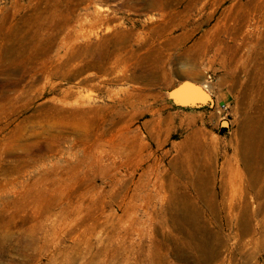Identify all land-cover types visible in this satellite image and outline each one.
I'll return each mask as SVG.
<instances>
[{"label": "rangeland", "instance_id": "1", "mask_svg": "<svg viewBox=\"0 0 264 264\" xmlns=\"http://www.w3.org/2000/svg\"><path fill=\"white\" fill-rule=\"evenodd\" d=\"M263 21L264 0H0V264H139L159 244L189 264L172 253L186 247L168 197L189 139L217 160L216 202L221 180L227 199L241 174L264 176V145L251 172L235 150L243 125L264 136ZM182 77L212 104L175 105ZM257 190L246 235L186 190L219 264H264Z\"/></svg>", "mask_w": 264, "mask_h": 264}, {"label": "bare ground", "instance_id": "2", "mask_svg": "<svg viewBox=\"0 0 264 264\" xmlns=\"http://www.w3.org/2000/svg\"><path fill=\"white\" fill-rule=\"evenodd\" d=\"M226 27L227 26H225V28ZM258 75L260 76V74ZM202 84L204 85L205 88H207V91H209V85L206 84L205 81L202 82ZM260 130L261 129H258V127L250 130L248 126L243 125L241 131L239 132L240 134L238 135V143L236 144L235 150L237 151L236 153L240 155L239 157H241L240 162L243 165L244 170L246 169L250 172L252 168H256L257 166L256 165L254 167L256 163L255 160L256 156L258 155L260 156L261 154V150H259L258 146L264 145V136H262ZM204 147L205 144H203L202 141H198V139L197 140H193L191 138L189 139V141L186 143V154L181 158H179L175 162V165L173 166V171L175 173L176 181L175 182L173 181L171 183V189L168 191L169 207L172 211L170 220L173 222L175 228L182 234L186 247V249H182L180 247L182 250L180 248L174 247L172 253L177 257V259L182 260V262L183 261L189 262V264H219L218 261L222 256L221 252L219 251V247L222 245V241L219 239V236L215 232L208 231L207 224L205 223L206 221L205 222L200 221L201 208H198L196 205H194L195 204V201H193L194 198L192 199L190 198L191 196L189 197V193L186 191L189 188V186L191 187L193 192H195L196 200H199L202 204V207L205 208L206 210L212 213L227 212L228 214L236 216L238 219L237 222H239L238 225L242 235H246L250 232V221H249L250 202L249 203L247 202V196L251 192H255V188L257 186H258V190L256 191V193L260 196H264V185L259 186L261 185L260 184L261 181L264 182V176L260 173H257V171H254V174L251 175L248 179L241 180L242 174L239 177H237L238 178L237 181L235 180V183L232 185V188L234 190L233 189L230 190V194L227 193L229 195L227 199H225L224 196H225L226 188L228 189L229 186L227 185L228 183H226L225 180L224 181L221 180L220 182L221 199L218 200V202H216L217 194L213 190V187L210 186V184H212V182L214 181V176L212 175L213 174L212 172L214 171L217 160L214 158L215 156L212 155V153H210L209 155L207 152L205 153ZM181 179H185L188 181L185 183ZM224 199L229 201L228 206H225ZM239 232L238 234H240ZM187 249L188 251H186ZM160 250H161L160 244L155 247L153 245L152 249L150 248L142 249L137 257L138 263L139 264H172L166 260V257L161 254ZM191 250L194 253H191ZM115 255L116 252H114L113 250L107 251L106 257L110 263L114 260V258L117 257V255L116 256ZM120 260L122 264H128L126 256L122 255Z\"/></svg>", "mask_w": 264, "mask_h": 264}, {"label": "water", "instance_id": "3", "mask_svg": "<svg viewBox=\"0 0 264 264\" xmlns=\"http://www.w3.org/2000/svg\"><path fill=\"white\" fill-rule=\"evenodd\" d=\"M166 95L175 105L184 107H201L210 105L213 102L211 94H209L201 80L187 77L179 78L178 83ZM220 125L227 127L228 122L222 120Z\"/></svg>", "mask_w": 264, "mask_h": 264}]
</instances>
